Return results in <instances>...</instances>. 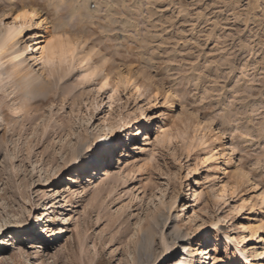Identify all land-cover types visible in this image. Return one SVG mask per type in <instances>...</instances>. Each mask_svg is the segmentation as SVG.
<instances>
[{"label":"rangeland","instance_id":"obj_1","mask_svg":"<svg viewBox=\"0 0 264 264\" xmlns=\"http://www.w3.org/2000/svg\"><path fill=\"white\" fill-rule=\"evenodd\" d=\"M46 1L0 0V38L35 16L16 48L48 25L33 66L54 75L26 94L30 70L0 71V264H141L179 238L191 264H241L264 223V0ZM105 136V174L79 178Z\"/></svg>","mask_w":264,"mask_h":264},{"label":"bare ground","instance_id":"obj_2","mask_svg":"<svg viewBox=\"0 0 264 264\" xmlns=\"http://www.w3.org/2000/svg\"><path fill=\"white\" fill-rule=\"evenodd\" d=\"M46 1V0H44ZM43 2V1H42ZM48 2V1H46ZM45 2V3H46ZM49 2H51L49 0ZM44 4V2L42 3ZM41 4V5H42ZM53 4V3H52ZM51 4V5H52ZM91 4V3H90ZM42 8V7H41ZM87 8H89V4H87ZM23 28V25H20V24H17V25H12L8 28V30L4 33V35L2 36V38H0V55L2 54V52H5L7 51L8 49L10 48H15V50L12 52L11 56L9 58H6L3 62H1L0 60V71L2 70V67L4 65V63L6 62L5 64V69L8 67H12V71H11V75H12V78H14V82H21L23 81L22 78H24V72L28 70L31 71V73L28 75V81L27 83L24 85L25 86V90H24V93L27 92V90H30V88L32 87V89L36 90L37 88H39L40 86L42 87L44 85V82H50V77L53 76L54 78V75H53V72L50 70L49 74L45 75L44 77H40V75H38L37 72H35V67L33 65H36L38 64V60H42L41 57H35L33 55V49L34 47L37 49V50H40L41 53L44 49V46H42L41 44L44 42V40L42 39L44 36H47L50 34V28L48 27V25H44L42 28L38 29V31L35 33L34 35V38L33 40H35V43L32 44L33 40L31 39L30 42H21L22 44L20 46H18V48H16V45L20 42V40H22L24 37H25V33L27 32V28L24 30L23 34H21V29ZM41 43V44H40ZM19 45V44H18ZM54 47V46H53ZM52 48V47H51ZM53 52V51H51ZM52 54V53H51ZM49 57V56H48ZM43 61V60H42ZM26 66H28V68H25ZM4 69V70H5ZM9 76V75H8ZM1 81V80H0ZM11 81V80H10ZM13 81V80H12ZM6 82V81H5ZM8 82H9V79H8ZM24 82V81H23ZM1 83V82H0ZM18 83V85H19ZM10 84V83H8ZM23 86V87H24ZM4 87V86H3ZM22 89V88H21ZM4 91V90H2ZM5 92V91H4ZM4 94V93H3ZM27 94V93H26ZM32 95V94H31ZM48 94L45 93V95L43 96V98H41L40 101H43L45 96H47ZM16 97V96H15ZM39 101V102H40ZM77 138V137H76ZM122 138L126 141L127 137H126V134L123 133L122 131ZM101 142V143H109L110 142V137H100V139L97 141V144ZM96 145V144H95ZM67 149V148H65ZM85 152H87V155L85 156V160L89 159L90 158V154H92L93 151H90V149L86 150ZM113 152V151H111ZM111 155V153H109L107 156ZM84 155L81 154V152H79L78 154L75 155V158L73 160V164H74V169L73 171L74 172H79V178L85 176V179L86 178H89L90 174H92L93 178H99L101 175H104L105 174V170L104 169L103 171H97V169L95 168H92V166L90 165L91 164V161H93V159L90 161V163L88 164H84L83 161L85 160H82V157ZM65 159V158H64ZM71 159V156L70 158ZM108 159V158H107ZM109 160V159H108ZM66 161H68V159H66ZM66 161L64 160V162L66 163ZM101 161V160H100ZM61 167L60 168H63L64 167V162L61 161ZM65 169V168H64ZM176 201L173 200L172 201V204L170 205L169 208H173L174 206V203ZM262 205L264 203V200H262ZM262 212H260V214L262 216H264V208L263 210H261ZM171 218V217H170ZM169 219V217H168ZM171 220V219H170ZM35 219H33V216L30 217L28 223H25L24 226H23V229H24V234H30L31 235V232L30 231H26L27 229V226L29 224H32V223H35ZM263 223V222H262ZM242 228H243V231H249L251 232V236L249 238H245L244 241H241V249L237 251L238 253V260L241 262V264H247V260L246 258L244 259V261H242L243 258H241L240 256V251L243 250L242 248H247L251 245V240H253V237L254 236H257V239L260 238V241L259 243H264V223L262 224V232L258 235H256V227H251L245 223H242ZM261 227V228H262ZM175 233V232H174ZM208 235V232H206L201 238H199L197 240V243L200 245L197 250H200L201 247L206 243V241H203L204 237ZM146 235H144V238H145ZM177 236V235H176ZM152 237V235H151ZM178 237V236H177ZM182 237V235H181ZM150 238V237H149ZM143 239V238H142ZM145 239H148L145 238ZM130 240V239H129ZM153 240V239H152ZM179 241L183 242L184 240L180 238L178 239ZM179 241H175V240H172L171 242V247H170V250L168 251V253H166L164 256H158L159 254H157V257L151 261L152 259L150 258H147L148 260H146L143 264H154V262H157V264H191V261L193 259V250L189 251V253L185 254V246L187 247V245L185 243H182L181 246H179L178 242ZM203 241V242H201ZM129 242V241H128ZM201 242V243H200ZM240 243V242H239ZM128 244V243H126ZM130 246V244H129ZM257 250L255 252V254H253L251 260H254V262H257L258 264H263V261L262 259L264 258V246L263 245H257ZM190 248V247H189ZM136 250V249H135ZM134 250V251H135ZM189 250V249H188ZM129 251V250H127ZM144 252V251H143ZM249 251H247L248 253ZM252 252V253H253ZM134 253V252H133ZM242 253V252H241ZM246 254V252H244ZM251 253V252H249ZM144 254V253H143ZM150 255V254H149ZM205 255V254H204ZM202 254V252L200 253V257H199V264L201 263H204V264H207V261L206 259H210L211 257L208 256L206 254V257ZM247 255V254H246ZM245 255V256H246ZM249 255V254H248ZM152 256V255H151ZM184 256V257H183ZM244 256V257H245ZM260 256V257H259ZM183 257V258H182ZM131 258V257H130ZM133 258V257H132ZM129 259V258H128ZM128 259L126 261H124L125 263L124 264H127L128 263ZM146 259V258H145ZM144 259V260H145ZM142 260V258H141ZM133 261V260H131ZM138 261V260H136ZM163 262V263H162ZM130 263V262H129ZM132 263V262H131ZM141 263V262H140ZM141 263V264H142ZM139 264V263H138ZM248 264H255V263H252L251 261H249Z\"/></svg>","mask_w":264,"mask_h":264},{"label":"snow or ice","instance_id":"obj_3","mask_svg":"<svg viewBox=\"0 0 264 264\" xmlns=\"http://www.w3.org/2000/svg\"><path fill=\"white\" fill-rule=\"evenodd\" d=\"M30 18L34 20L35 16L29 13L27 10L19 12L18 14L15 15L14 19L16 22L24 21V26L21 29V34H23L24 30L29 27V25L27 24V21ZM71 47L72 46L70 45L69 48L71 49ZM67 54L74 56L75 51L70 50ZM113 150H118V148H114L111 142H109L108 144H97L96 147L93 149L92 154H90V158L83 161V163L88 164L90 163L92 159L102 160ZM44 226L45 225L43 223H32L27 226L26 231H30L36 234L37 236H39L40 229L43 228ZM221 244H222V241H221ZM220 261L222 262V264H229L228 260L223 256L222 252L220 253ZM208 264H211V261H209Z\"/></svg>","mask_w":264,"mask_h":264}]
</instances>
